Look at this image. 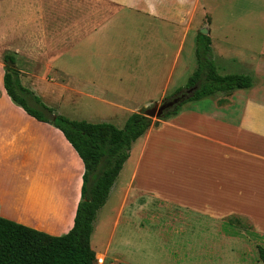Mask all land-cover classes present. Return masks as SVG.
<instances>
[{"label":"crops","instance_id":"obj_1","mask_svg":"<svg viewBox=\"0 0 264 264\" xmlns=\"http://www.w3.org/2000/svg\"><path fill=\"white\" fill-rule=\"evenodd\" d=\"M230 3L1 1V61L12 55L21 85L70 119L76 111L91 118L105 108L113 111L106 119L122 128L132 113L166 95L178 66L187 68L181 56L195 47L199 29L211 39L219 74L252 78L248 88L187 101L174 115L152 121L131 147L126 160L131 171L116 190V215L100 252L91 244L94 222L90 244L97 264H105L108 255L118 261L110 247L125 216L128 229L137 197L162 202L164 225L183 226L188 215H195L197 223L205 216L214 223L243 217L255 233L264 234V47H253L264 34L233 24L248 20L239 15L231 22ZM3 66L0 216L50 235L65 234L80 200L83 162L59 129L12 101L3 85ZM53 105L66 107L67 114ZM161 164L169 165L159 173L164 185L151 175Z\"/></svg>","mask_w":264,"mask_h":264},{"label":"trees","instance_id":"obj_2","mask_svg":"<svg viewBox=\"0 0 264 264\" xmlns=\"http://www.w3.org/2000/svg\"><path fill=\"white\" fill-rule=\"evenodd\" d=\"M207 34L198 32L195 42L196 68L184 87L173 95L196 86L179 104L167 110L163 118L174 115L185 102L209 95L248 88L252 78L244 74H219ZM3 85L12 101L35 119L59 129L83 162L80 200L71 229L54 236L0 216V264H97L91 248V234L97 212L105 204L132 145L152 124L143 110L132 113L122 128L111 123H91L54 113L28 88L21 85L12 55L3 56ZM264 264V247L257 246Z\"/></svg>","mask_w":264,"mask_h":264},{"label":"rangeland","instance_id":"obj_3","mask_svg":"<svg viewBox=\"0 0 264 264\" xmlns=\"http://www.w3.org/2000/svg\"><path fill=\"white\" fill-rule=\"evenodd\" d=\"M1 1L5 0H0V3ZM230 2L229 16L231 22L240 20L239 15L247 16L248 20V22L237 21L233 24H237L248 31H262L264 34V0H230ZM8 3L14 5L15 0H8ZM201 31L202 29H199V32ZM255 42L257 44L253 47H264V38L255 39ZM194 50V46L191 50H184L181 61L186 64L187 68L180 70L179 65L178 70L174 73L173 83L167 88L166 95L159 101H157V98L150 105L169 99L177 88L185 86L187 78L196 68ZM3 65L4 63L0 59V75ZM175 83H178V85L173 87ZM35 95L42 103L47 104L40 93ZM62 105L59 107L58 105L53 106L56 110H63V113L67 114L66 107L62 108ZM110 113H113V111L102 108L101 111L93 113L91 118L84 117L77 111L76 114H70V116L77 120L83 119L92 123H111L109 119H106ZM154 119L152 118V120ZM171 153L175 155L174 152L171 151ZM131 158L133 161V156ZM160 161L158 158L155 162L161 163ZM130 164V162H126L123 165L114 181L112 192L97 212L96 230L91 243L96 252H100L103 248V242L111 234L116 215L113 208L118 205L116 190L120 184L128 179L131 171L129 169ZM167 166L169 165L162 167L161 164L156 171L153 170L151 173L159 180L160 185L165 183H161L159 173ZM136 203V214L133 218H130L128 229L125 216L110 247V252L111 249L117 250L118 255L115 258L118 261L112 262L110 255H108L105 264H262L257 246L264 247V234L260 236L255 233L246 218L232 217L218 223L215 220L214 223L212 219L207 220L208 217L205 216V221L197 223L195 215H188L190 220L185 221L183 226L180 222H172L173 226L164 225L165 215L162 213L164 210L160 200L137 197ZM138 205L142 206L144 210L139 211L140 207ZM262 211L264 212V209ZM170 223L171 221L168 224ZM102 258V256H98L99 263L102 262Z\"/></svg>","mask_w":264,"mask_h":264},{"label":"water","instance_id":"obj_4","mask_svg":"<svg viewBox=\"0 0 264 264\" xmlns=\"http://www.w3.org/2000/svg\"><path fill=\"white\" fill-rule=\"evenodd\" d=\"M201 33L205 34V29H202ZM195 89L196 86L183 90L179 94L173 95L169 99L162 100L160 102H155L149 107L144 108L143 114L150 118H162L167 110L179 104L183 99L188 97Z\"/></svg>","mask_w":264,"mask_h":264}]
</instances>
